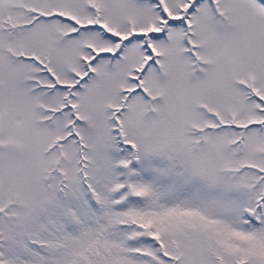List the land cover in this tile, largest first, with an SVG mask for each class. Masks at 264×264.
Wrapping results in <instances>:
<instances>
[{
  "label": "snow or ice",
  "instance_id": "1",
  "mask_svg": "<svg viewBox=\"0 0 264 264\" xmlns=\"http://www.w3.org/2000/svg\"><path fill=\"white\" fill-rule=\"evenodd\" d=\"M0 264H264V0H0Z\"/></svg>",
  "mask_w": 264,
  "mask_h": 264
}]
</instances>
